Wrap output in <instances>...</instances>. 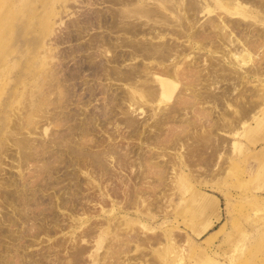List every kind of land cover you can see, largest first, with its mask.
Wrapping results in <instances>:
<instances>
[{"label": "bare ground", "instance_id": "1", "mask_svg": "<svg viewBox=\"0 0 264 264\" xmlns=\"http://www.w3.org/2000/svg\"><path fill=\"white\" fill-rule=\"evenodd\" d=\"M108 1L111 2V5H118V7L114 11L112 9L116 6L112 5L111 12H114L111 16L100 15L97 18L99 25L109 28V33L96 35L97 38H95L94 44H97L98 48L101 47L102 53L106 55V59H104L106 62H102L105 66L102 65V69L98 68V72L102 71L99 74L106 77L105 79L113 78L124 82L127 90L121 96H118L120 94L116 95L119 97L116 98L115 95V97L112 95V86L106 85L107 88L105 90H108V96L112 99L111 103H107H115V105L108 106L109 108L112 107L109 109V112H102L104 118L101 121L103 126L109 122L111 123V121H118L115 124V130L122 124L126 128V134L124 135L126 138H124L127 139L128 137L131 140L137 141L134 144H131L132 141L130 143L127 142L128 144L125 146L116 144V139L113 140L116 137L114 134H117L115 131H106V139L108 141L105 139L100 140L101 138L94 140L92 138L94 129L91 125V117L84 112L83 115L79 113L82 115L81 117L73 114L74 116L71 117L74 123L70 124L71 128L68 127L70 129L68 130L69 132L61 131L66 134L60 135L59 138L61 139L54 143L56 146L60 147L61 145L64 148L63 153L59 154V156L57 154L55 155L57 157H54L55 159L49 160L66 163L68 159L70 165L72 164L75 166L74 168L78 169L83 167V165H90L89 169L91 170L89 172L80 169L85 174V180L80 179L76 175H71L68 171L67 173L64 172L65 176L71 177V187H68L66 191H62L66 196L63 194V196L57 197L56 203L53 202L55 204L52 203L51 196H47V199H45L46 197L44 198L42 195H36L32 187L34 180H24L21 185L16 181H12L11 184H14L15 189L3 191L4 193L2 194L5 198L3 200L6 201L3 202L12 206L14 216L13 214L5 213V219L9 222V225H16L19 220L22 224H27L34 215L27 213L31 208L40 210L39 214H42V219L50 216L54 219L56 217L52 213L54 206H62L67 209L70 206L69 209L73 210L72 208H74L75 210V207L81 201L85 202V204L88 203L89 206L92 203L93 206H98L99 215H111V213L113 215L114 210L117 208L132 207L139 218H142H136L137 225L141 229L139 230L141 234L136 230L131 235L119 232L120 218L124 217L110 216V221H105L106 224L102 230H100L102 226L96 223V228L94 225L95 230L94 228H85L86 230L82 231L81 236L79 235L80 238H77L85 243L86 239L95 237V241L100 243L102 242L103 230H109L108 227H114L115 231H107L111 235V238L105 254L107 253L110 259L124 255V259L127 260L124 264H129L128 262L132 258L133 261H141L143 264H163L164 257L169 260L174 259L176 263L182 260L187 262V259H184L189 254L186 242L188 243L191 239L198 238L206 228L214 223L216 219H219L216 210L218 196L205 190L206 188L214 189L215 191L221 190L207 179L205 180L209 182L205 180L204 182L199 181L198 176L192 173L191 166L200 165L207 172V175H210L213 179L216 177V174L222 175L221 173H224L226 165L230 164L228 162L224 165L225 162L232 159L230 157L233 150H237L243 144L239 138H246L250 147L253 148H251L249 153L242 151L244 158L248 160V165L245 169L248 174H256V182L261 181L262 183H258L256 187L254 186V189L258 188L256 190L257 194H264V164L262 161H259L262 160L261 156L263 158L264 155V87H262L264 86V0ZM101 14L104 13L101 12ZM202 17L205 18L203 21H200ZM93 42H90L92 46L94 45ZM137 58L140 60L136 61ZM128 62L131 64L122 69V64ZM55 76L56 74L53 77L55 78ZM48 80L50 82V79ZM51 81L53 80L51 79ZM60 83L56 81L51 85L52 89L56 91L59 88L61 89L62 85ZM248 85L251 87H248ZM49 87L47 90L50 89ZM62 91H64L65 95L55 97L56 99L51 104L55 106L62 105L67 95L64 88ZM62 91L60 90V93ZM173 93L176 94L174 97L172 96ZM171 96L174 100H170L171 103L166 102ZM142 102L147 103L148 108L152 110L150 111L152 114L149 115L150 121H139L133 115L127 113L129 111L133 113H137V111L139 113L144 112ZM42 104L43 102L39 101V107H37L39 111L42 108ZM123 106L127 109L123 110ZM106 108L107 106L104 109ZM114 108L122 110L120 112L122 115L116 116L115 113L112 115V110H115ZM213 111L216 113L213 114ZM107 114L108 116L105 117ZM28 116L29 118L31 117L30 115ZM61 116L57 114L56 121L59 123L63 121L64 124L67 117L62 116L63 118H61ZM30 122H27L28 125H30ZM52 123L56 122L53 121ZM20 125L22 127V124ZM28 125L24 126L27 127ZM54 125H57V123ZM18 129L19 127L16 130ZM31 129L29 130L30 132ZM61 132L60 134H62ZM73 135H77L75 136L76 139ZM228 136H231V138L226 139ZM14 141L20 155L18 166H24L29 161L39 160L40 156L43 157V159L41 158L43 164L39 166L37 172L38 176H42L39 188L42 190L50 188L53 183H51V180H48L51 173L56 169L52 165L54 162L51 164L46 159L47 157L43 156L46 145L41 143L35 146L36 143L34 144L25 138H19V140ZM258 143H261V145L257 147ZM94 146L95 148H93ZM228 147L229 150H233H230L232 152H228L227 155L225 154V150ZM230 154L231 156H229ZM158 158L165 162L161 164ZM166 165L170 167H166ZM54 166L56 165L54 164ZM126 168L129 169L130 173L124 178V175L122 176L120 173L123 170H127ZM185 169L188 171H185ZM167 170L172 173L168 183L166 182ZM217 178L219 179V177ZM103 179H108L111 183L102 184ZM192 179L194 180L191 181ZM108 183L110 184V188L108 187ZM85 186L89 189L91 188L92 193L88 191V193L81 192L82 189L80 190V188H84ZM191 186L194 188L193 198L189 206H184L181 212L186 214L185 218L183 216V220H188L189 218L193 220L195 216H203L202 224L200 226L190 225L188 229L190 233L186 232L183 234V237L181 235L175 236L174 232H164L161 235L153 234L151 236L145 234L148 231V227L142 221L144 217L145 220L148 217L153 218L155 216L154 212H152L153 210L159 211L158 214L161 212L160 210L165 213L166 211H170L173 195H178ZM221 191L224 192L223 190ZM178 199L179 201H184L181 196ZM107 202L110 205L108 209L105 208ZM79 205L82 204L79 203ZM80 208L82 209L81 213L85 216L81 213L82 216L75 215L73 212L69 213L71 224H66V227L71 228L69 242L73 240V234L75 233L73 227L78 228V226L87 222L90 216L87 213L88 209L86 210L83 205ZM69 209L68 211H70ZM212 209L213 217L207 213V210ZM55 222L57 223L56 227L63 228L59 221ZM37 229H41L46 235L52 231L46 224L45 226H39ZM37 229L35 225L29 226L26 229L24 228L23 232L17 237L16 233L0 228L1 237L4 235L11 240V244L9 245L6 243L2 245V242L0 244V264H63L61 261L65 257H62L63 255L61 256L57 251L65 247L64 243L66 241L55 242V246L57 247L55 248L57 249L55 253L51 254L55 251L53 249L51 253L48 251L47 254L54 255V259L52 258L54 262H50V257L48 256L49 258H47L44 254L40 257L37 256L38 259L33 258L35 256L31 254H27L26 257L23 255L18 256L21 253H18L19 249L31 243L26 240V237L24 239V236L27 235L29 238L35 237L33 233L36 231L33 230ZM192 235H195V238ZM180 238L183 239L180 240ZM163 241L167 245L169 244V254L177 253L174 258L168 254L164 255L165 243L162 244ZM86 243L88 242L86 241ZM69 245L71 246V244ZM76 245L71 246V251L68 250L69 253L67 254L70 258L67 259L66 264H80L82 259L83 261L85 260L84 255L91 251V248L89 249L85 245ZM192 245L197 247L194 243ZM132 250L136 252V255L131 258L129 253ZM147 250L150 252L152 250V255H149L150 257H146L149 253H147ZM198 256L203 257L207 262L210 260L204 249L198 251ZM92 260L95 259L92 258ZM109 264L120 263L116 259L110 261Z\"/></svg>", "mask_w": 264, "mask_h": 264}, {"label": "rangeland", "instance_id": "2", "mask_svg": "<svg viewBox=\"0 0 264 264\" xmlns=\"http://www.w3.org/2000/svg\"><path fill=\"white\" fill-rule=\"evenodd\" d=\"M110 3L111 2H109L108 0H0V183H1L0 228L4 229L5 231L7 229V231H12L16 233L17 237L23 232L24 228L26 229L32 225H35L37 229L39 226L40 227L42 225L45 226L46 224V226L47 227L49 226L52 230L51 233L48 235L43 233L41 229L33 230L36 232L33 233L35 237L32 238H29V236L27 237V235H25L24 239L26 237V240H28L31 243L28 246L22 247L23 251L20 248L18 253L20 252L21 253L18 254V256L23 255L26 257L27 254H31L32 256H35L33 258L38 259V257L44 254L46 255L47 258L50 257L49 258V261L51 260L50 262H54L53 261L54 255L51 254L57 251V249H55L57 248L55 246L56 245L55 242L66 241V243H64L65 247L60 248V250L58 249L57 251L58 253H60L61 256L63 255L62 257H65L63 258V261H61L63 264H66L65 262L67 261L68 258H70L68 257L67 253L71 251L70 249L71 246H74L76 244L78 245L82 244L88 247L89 249L91 248L90 253L84 255L85 262L82 259L81 260L82 263L80 262V264H84V263L109 264L110 261L116 259L119 261L120 264H124V262L127 261L126 259H124L125 257L124 255H121V257L117 256L118 258L115 257L110 259L109 255L107 253L105 254V250L108 249L109 240L111 238V235H109V232L107 231L110 230L115 231L113 229L114 227L112 228L108 227L109 230L107 229L103 230L102 242L100 243H97L95 241L96 239L95 237H92L93 239L92 238L86 239L85 243L80 241L79 238L81 236L82 231H85L87 228H94V225L96 228L97 224L98 225L100 224L102 226L100 227V230H102L103 226H105L106 224L105 221H110L111 219L110 216L113 217L119 216V217H124V218H120L121 224H119L118 226L119 232L127 233V235H131L134 233L133 231L136 230L138 233L141 234V232L139 231L141 229L138 227L137 225L138 223L136 221L137 219H142V218H139V216L134 212V209L132 207L120 208V209L117 208L114 210V213L115 212L116 213L115 214L113 213V215L112 213L111 215L109 214L99 215L98 206L95 205L93 206V203L91 206H89L88 203L85 204V202L82 201L79 203H81L86 208V210L88 209L87 213L90 216L87 222H84V224L78 226V228L73 227L75 229V233L73 234V238H72L74 241L72 240L71 242H69L70 241L69 232L71 228L66 226L69 223L71 224V220L69 218L70 212L71 213L73 212L75 215L78 216L83 215L81 213L82 209L80 208L82 207V205H79V203L77 207H75V210L74 208H72L73 210L69 209L70 208L69 206L68 209L70 211H68L67 208L62 206L59 207L54 206L52 209V213L56 215L54 219H52V216L50 215H49L50 217L42 219V214H39L40 210L31 208V210H28L27 213L30 215L33 214L34 215L32 217L33 219L29 217L31 219L27 223L29 225L28 227L26 223L22 224L20 220L17 222L16 225H11V224L9 225V222L6 221L5 219V213H8L10 215L13 214L14 216V213H12L13 212L12 206L3 202L5 201L3 200L5 198L4 195L2 194L7 190L11 191L12 189H15L14 184H11L12 181H16L18 184L20 183L19 185H21V183H23L24 180L25 181L34 180L32 182L33 183L32 187L36 195H40V196L42 195L44 198L46 197L45 199H47V196H51L52 203L53 202L56 203L57 197L63 196L64 193L62 191L64 190L66 191L68 187H71L70 185L72 183L71 177H69L68 175L65 176V173H67V171L68 173L70 172L71 175L72 174L76 175L80 179L85 180V176H84L85 174L82 173L80 169L89 172L91 170L89 169L90 165H83V167H80V169H78V168H74L75 167L74 165L72 164L70 165V163L68 162L69 160L67 158L66 159L68 163L67 162L62 163V161H60L59 159L58 161H60V163L57 161H56L57 163L55 161H50L57 157V156L55 157V155L58 154L59 156V154L63 153L64 148L61 145L60 147L56 146V144L54 143H56L57 140L59 141L61 139L59 138L60 135L63 136V134L65 135L67 132H69L68 130H70L69 128H71L70 124L74 123V121H72V117L75 114L81 117L84 112L91 117V121H92L91 125L94 129V135H95V136L92 135V138H94V140L97 138L98 139L101 138L100 140L105 139L106 141H108L106 139L107 132L115 131V133L117 134H114V136L116 137H114L113 140L116 139V144L119 145L122 144L125 146L128 144L127 142L130 143L132 141L131 144H134L137 141L133 139L131 140L128 137L127 139H125L126 137L124 135L126 134L125 131L126 128H124L122 124L121 125L118 124L120 125L118 129L116 128L118 131L115 130V124L118 123V121L117 122L111 121L112 124L110 122H109L110 124L105 123L106 125L104 126L101 121L104 118L102 112L103 113H105L106 111L109 112L110 111L109 109H111L112 107L109 108L108 106H113V104L115 105V103L110 104L111 103L110 101L112 99L108 96L109 94L107 93L108 90L107 89L105 90V88H107L106 85L112 86L111 89L113 91L112 90L111 91L113 96L114 95L116 96L118 94H120L118 96H121V94H123L124 91L127 90V86L125 85L124 82L120 80L117 81L113 78L105 79L106 77L101 76L102 74L101 75L99 74L102 71L100 70L101 72H98L99 71L98 68L102 69V67L105 66V64L103 65V63L104 61L106 62V60H104L106 59V55L102 53L101 47L98 48L97 44H94L95 38H97V36H99L100 34L104 35L109 33L108 31L109 28L107 26L99 25L97 23L98 22L97 18H99L100 15L101 16L112 15V13L117 9L118 5L116 6L112 4L113 6H116L113 8V6ZM111 9L114 11L111 12L112 11ZM101 12L104 14H101ZM204 18L205 17L200 18V21H203ZM90 42H93L94 45L92 46L91 45L92 43ZM89 43L92 47L89 45ZM91 54H93L95 57ZM138 60L140 59L137 58L136 61ZM128 64L130 65L131 63L129 62L124 63L122 64L121 68L125 69V67H128ZM98 65L101 66L99 67ZM52 73L53 75H51ZM54 73L56 74L55 78L53 77L55 75ZM57 77L60 79H58ZM48 79H50L51 83L49 82ZM51 79L53 81H51ZM54 81L55 82L59 81V83L61 82L60 85L62 86L61 89L59 88L58 91L53 90L51 87V85L55 83ZM48 87L50 89L47 90ZM248 87L251 86L248 85ZM63 88L66 90L67 95L65 96V98L63 97L65 101L62 102V105H60L61 107L51 104V102L57 97L65 95V93H63L64 91H62ZM60 90L62 91V93H60ZM175 95L176 94L173 93L172 96L174 97ZM172 96L166 102L171 103L170 100L171 101L174 100ZM116 98L119 97L116 96ZM39 101L43 102V104L41 105L42 111L41 110L39 111V109L37 108L39 107L38 106ZM107 102L110 103L108 104ZM145 102H142L143 105L142 107L144 108V112L139 113L137 111V113L136 112L133 113L129 111L127 113L133 115V117H135L139 121L142 122L143 121L145 122L147 120L150 121L149 115L152 114V112H150L152 110L148 108V106L146 105L147 103ZM106 106L108 109L107 108L104 109ZM126 109L127 108L123 106V110ZM112 112H113L112 115L114 113L116 116L122 115L120 113L122 112V110L120 111V109L112 110ZM213 112H214L213 114L216 113L215 111ZM55 113L60 114V116L63 114L62 115L63 117H67L64 121V124L63 121H61V123L56 121L57 114ZM79 113L80 114L82 113V115H80ZM28 115L31 116L30 117L31 119L29 118ZM62 116L61 118H63ZM107 116L108 114L105 117ZM53 121L56 122L57 125H54L56 123H52ZM27 122H30V125H28ZM20 124H22V127H20L21 126ZM26 124L28 125L27 127L24 126ZM16 127L17 128L19 127V129L16 130L17 129ZM30 129L31 132L29 131ZM61 131L66 133H63ZM60 132L62 134H60ZM19 138L28 139L30 140V142H33L34 144L36 143L37 145L35 144V146H38L41 143L46 145L45 153L43 154V156H45V158L47 157L46 159L49 162H51V164L54 162L52 165L56 169L51 173L50 179L48 180V181L51 180V183H53L50 188H47L48 190L47 189L42 190L41 188H39L40 187L39 183L42 176H38L37 172L39 166L43 164L42 156L39 155L40 158L38 157L40 161L39 160H35L37 162L29 161V163H27L26 165L22 163V165H24L21 166L22 168L18 166L20 163L19 162L20 155L14 140L17 141V139L19 140ZM229 138H231V136L226 137V139ZM239 140L243 144L241 143L242 144L241 147L237 148V150L234 149L235 150L234 151L233 149H230L233 150L232 152L229 150V147L226 148L225 150L226 151L225 154H227L228 152L230 153L232 152L233 157L231 156V154L229 155L231 156L230 158L232 159H229V161L225 162L224 165H226L228 162L230 164L226 165V169L224 173L223 172L221 173L222 175L216 174V177L213 179L210 175H207V172H205V170L202 167H200V165L195 167L191 166L192 173L195 174V176H198L199 181L201 180L204 182V180L207 179L212 183H214L216 186H218L219 187L218 189L224 191V192H222L221 190L215 191L214 189H209V188H206L205 190L207 192L210 191L209 193H213L216 196H218L217 197L218 200L216 202L217 204L216 210L219 215V219L216 220L213 219L215 220L214 223H212L208 228H206L198 238H195V235H192V237L195 239H191L188 243L186 242V247L187 250L189 249V254L184 259H187V262L185 260H182L181 262L176 263V260L174 259L169 260L164 257L163 264H173V263L174 264H196V263L197 264H264V201H263L264 194L263 193L257 194L258 192L256 190L258 188L254 189V186L256 187L258 183L261 184L262 182L261 181L256 182L257 180L256 174L253 175L248 174L247 170L245 169L246 166L248 165L247 163L248 160L244 158L242 151L249 153V151L253 147H250V145L246 141V138L240 137ZM258 145L260 146L261 143L260 144L258 143L257 147ZM248 146L250 149L247 148ZM93 148H95V146ZM165 156L169 157L168 155ZM63 157L65 158L64 155ZM261 159L262 160L259 161H262V163L264 164V155L263 158L261 156ZM158 161L161 164L165 162L159 158ZM54 164L56 166H54ZM166 167H170V166L166 165ZM36 169L37 171H35ZM126 169L127 170H123L120 173V175L122 176L124 175V178H126V176L129 175L130 173L129 169L128 168ZM168 170L170 169L168 168ZM168 170H167L168 174H166V176L168 177V178L166 177L167 183L170 179V176L172 175V173H170V171ZM185 171L188 170L185 169ZM217 177H219V179ZM25 178L28 179L26 180ZM210 178H212L213 180ZM103 180H102V184H105L110 181L108 179H103ZM193 180L194 179H192L191 181ZM207 180L205 181L209 182ZM109 186L110 184L108 185V187ZM82 187L80 188V190L82 189L81 192L92 193L91 188L89 189L87 186H85L84 188ZM193 189L194 188L191 186L186 191H183L182 193L180 192L178 195H173L170 205L171 209L168 208L170 209V211H166L165 213L164 211L160 210L161 212L158 214L159 211L153 210L152 212H154L155 215L153 218L148 217L145 220L144 217L142 221L146 223L148 227V231L146 233L145 232L143 233L147 234L148 236H151L153 234L161 235L164 232L167 233L174 232L175 236L181 235V237H183V234H185L186 232L190 233V231L188 230L190 225L194 224L195 226H200L203 222L202 221L203 216H195L193 220L192 218H189L188 220H183V216L185 218L186 214L181 213L184 206H189V204L191 203L193 198ZM64 196H66V194H64ZM177 196L178 197L181 196L184 199V201H179ZM184 203L187 205H185ZM105 206H106L105 208L107 209L110 207L108 202L106 203ZM207 213L211 214V216L213 217V209L207 210ZM55 221H59L60 224H62L63 228L60 229V227L59 228L56 227L57 223ZM5 223L6 225L7 224L8 225L6 226ZM2 236L3 237H1L0 235L1 238L0 244L2 243H3L2 245H4L5 243L7 245L11 244L10 242L11 240H9L10 238L4 235ZM182 239L183 238H180V240ZM86 241L88 243H86ZM68 243L71 244V246ZM190 243L191 246L189 247ZM192 243L196 244L195 246L197 247H194ZM162 244L165 245L164 255L168 254L173 258L177 255V253L169 254L168 249H170V247H168L169 244L167 245L165 241H163ZM52 249L55 251L52 252ZM201 249H204V251H206V253L208 254L209 257L208 256L207 257L210 258L208 262L205 261L203 257L198 256V251ZM48 251L52 253L47 254ZM151 252L147 250L148 256L146 257H150L152 255ZM129 254L132 258V256L135 257L136 252L132 250ZM92 258L95 260H92ZM119 258L121 259L119 260ZM199 260L201 261L197 262ZM55 263H57V261H55ZM128 263L143 264V262L141 261H137V262L136 260L133 261V258L130 259ZM42 264H48V263H42Z\"/></svg>", "mask_w": 264, "mask_h": 264}]
</instances>
